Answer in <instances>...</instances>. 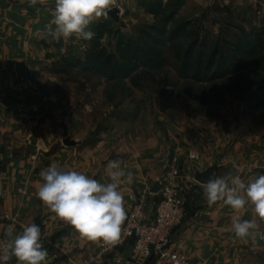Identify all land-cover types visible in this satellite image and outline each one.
Wrapping results in <instances>:
<instances>
[{"label": "rangeland", "instance_id": "374dc122", "mask_svg": "<svg viewBox=\"0 0 264 264\" xmlns=\"http://www.w3.org/2000/svg\"><path fill=\"white\" fill-rule=\"evenodd\" d=\"M21 2L27 10L28 0ZM260 2L118 0L119 21L108 15L90 25V41L54 40L31 17L11 32V45L0 41V159L45 154L48 161L40 166L55 162L95 179L109 160H119L146 188L163 185L176 170L183 184V226L205 209L222 218L217 229L223 251L214 263L264 264V239L236 240L233 210L222 202L209 206L194 180L212 166L219 167V176L238 174L245 183L264 173V69L243 54L257 52L256 41L264 39ZM49 3L53 10L54 0ZM181 26L183 57L193 49L207 72L203 82L170 49L171 34ZM241 61L244 69L218 76ZM142 71L155 74V81L146 78L135 88L131 79ZM192 87L201 100L187 96ZM172 151L176 167L168 166ZM194 153L198 159L192 160ZM0 176L1 198L6 181ZM135 191L138 199L147 193ZM252 218L248 206L242 219ZM257 222L264 232V223Z\"/></svg>", "mask_w": 264, "mask_h": 264}, {"label": "clouds", "instance_id": "9594fccd", "mask_svg": "<svg viewBox=\"0 0 264 264\" xmlns=\"http://www.w3.org/2000/svg\"><path fill=\"white\" fill-rule=\"evenodd\" d=\"M29 6L46 4L47 0H28ZM120 7L118 0H54L52 19L47 34L59 41L76 37L90 41L95 33L90 25L107 18ZM110 182L97 179L77 170H66L53 162L39 173L42 183L36 197L63 223L70 225L83 240L114 247L121 242L127 219L121 183H132L133 173L125 172L119 160H109L106 168ZM209 206L222 202L235 213L231 230L236 240L264 239L257 219L264 223V173L245 183L238 174L217 176L211 173L206 181L198 182ZM250 206L252 219H242ZM46 264L48 251L41 243V228L34 222L21 225L16 231L9 225L0 239V264Z\"/></svg>", "mask_w": 264, "mask_h": 264}, {"label": "crops", "instance_id": "0c3cea01", "mask_svg": "<svg viewBox=\"0 0 264 264\" xmlns=\"http://www.w3.org/2000/svg\"><path fill=\"white\" fill-rule=\"evenodd\" d=\"M21 1L0 0V41L5 46L13 43L9 42L12 40L11 32L22 30L31 17L35 19L36 25L38 22L43 26V30H47L46 26L52 19V9L47 7L49 0L43 5L37 3L33 8L29 6L27 10L25 9L27 6L23 7ZM260 1V10L263 8L264 11V6L261 7L264 5V0ZM38 9L40 22L38 21ZM21 159L10 161L6 158L0 159L2 162L0 172L4 174V181H6L3 187V196L0 198V239L4 236L10 223H13L16 231L19 232L21 225L34 222L41 228V237L48 241L44 246L48 251L46 264H117V260H121L122 264H154L152 260H144L135 254L133 241H130L122 251L118 250L105 255L100 253L99 244L81 239L70 225L60 221L36 197V191L43 182L39 173L46 168L40 166V163L45 164L48 161L47 156L36 154ZM177 161V155L175 156L174 153V167L177 166ZM204 171L206 170L198 172ZM97 180L101 183L110 182L106 171ZM135 182L137 180L133 178L132 183L129 184L125 179L119 188L124 197L126 212L133 207L138 199L135 190L141 191L139 195H142L144 191H147L148 194V191L152 193V189L158 185V181H156L147 185L148 190H144L146 183L143 182L140 185ZM201 190L203 191L202 188ZM153 195L147 196L151 209H154L157 199ZM205 202L201 200V203ZM210 211L211 209H208L206 212L205 209L204 215H197L173 234L174 247L187 256L188 264H215L214 256L223 251L219 241L222 233L217 229L220 222L222 223V218L212 214L211 216ZM5 213L9 215L11 222L3 220ZM54 254L58 255L57 258L53 256ZM9 263L16 264L15 258H12Z\"/></svg>", "mask_w": 264, "mask_h": 264}, {"label": "built area", "instance_id": "2783aa9c", "mask_svg": "<svg viewBox=\"0 0 264 264\" xmlns=\"http://www.w3.org/2000/svg\"><path fill=\"white\" fill-rule=\"evenodd\" d=\"M191 159H198V155L192 154ZM181 180L182 177L176 170L168 175L157 194L159 198L154 204V209H151L147 199V196L153 193L145 192L137 199L127 212L121 242L114 247L99 244L100 253L106 255L117 252L118 249L127 247L130 241H133L134 252L139 258L152 260L154 264H188L187 256L177 250L173 244V234L183 226L185 221ZM3 220L11 222L7 213L4 214ZM41 243L45 246L48 241L41 237ZM53 256L57 258L58 255ZM117 264H122V261L117 260Z\"/></svg>", "mask_w": 264, "mask_h": 264}, {"label": "trees", "instance_id": "16d2710c", "mask_svg": "<svg viewBox=\"0 0 264 264\" xmlns=\"http://www.w3.org/2000/svg\"><path fill=\"white\" fill-rule=\"evenodd\" d=\"M171 18V17H170ZM185 27H179L178 29H176L172 34H171V37L169 40V43H170V49L171 51L174 52L175 54V57L177 58L178 61H183L184 63V69L187 71V73H191V74H194L195 78L196 79H200L201 82L204 81V79H206L208 76H207V72H204V70L200 67V64L196 63L195 59L193 58V54H194V51L193 49H190L189 52L186 54L185 57H183V54H182V51H181V42L179 40L180 38V34L183 32V29ZM155 32H158L159 34H166L165 30H160V29H154ZM259 37V36H258ZM257 44H259V50L257 52H250L249 54L248 53H243L242 51H240L241 53L243 54H246L247 56L249 55V63L256 67L257 69L259 70H262L264 69V39L262 40L260 37L258 38V41H256ZM197 45V44H196ZM110 63L107 62V65ZM246 63H243V61H241L239 63L238 66H235L234 69H231V68H222L221 71H219V75L220 77H224L226 76L227 74H229L230 72H235V71H239V70H242L246 67ZM151 75V76H149ZM193 76V75H192ZM146 78H151L152 80L155 81V74H150V73H146L145 71H142V72H138L136 75H134L131 79V84L133 87L135 88H138L140 87V83L146 79ZM194 88H189L186 90V94L188 97H195L194 96ZM170 93L166 92V95H169ZM197 99H200V95L197 94V96L195 97ZM254 101H256L254 99Z\"/></svg>", "mask_w": 264, "mask_h": 264}, {"label": "water", "instance_id": "95a60500", "mask_svg": "<svg viewBox=\"0 0 264 264\" xmlns=\"http://www.w3.org/2000/svg\"><path fill=\"white\" fill-rule=\"evenodd\" d=\"M119 9H114L112 10L109 15L116 21H119ZM64 144L66 146H74V142L70 141V140H65ZM174 162V152L172 151L169 157V166H172ZM2 164V162H0V165ZM215 173L217 176L219 175V167L218 166H212L210 168H208L206 171L204 172H197L195 174L194 180L196 181L197 184L200 185V183L198 182H203L206 181L207 177L211 174V173ZM160 192V187L159 185H156L153 189H152V193L153 194H158ZM119 251H122L123 248L118 249Z\"/></svg>", "mask_w": 264, "mask_h": 264}]
</instances>
